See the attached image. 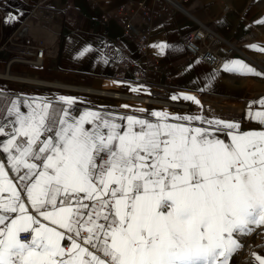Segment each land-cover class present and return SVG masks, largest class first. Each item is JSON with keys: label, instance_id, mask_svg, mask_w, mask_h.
<instances>
[{"label": "snow or ice", "instance_id": "1", "mask_svg": "<svg viewBox=\"0 0 264 264\" xmlns=\"http://www.w3.org/2000/svg\"><path fill=\"white\" fill-rule=\"evenodd\" d=\"M224 70L258 75L240 61ZM60 102L55 114L14 100L0 116V264H229L235 235L264 226V111L247 113L261 130L241 131L167 111L77 116L75 98Z\"/></svg>", "mask_w": 264, "mask_h": 264}, {"label": "crops", "instance_id": "2", "mask_svg": "<svg viewBox=\"0 0 264 264\" xmlns=\"http://www.w3.org/2000/svg\"><path fill=\"white\" fill-rule=\"evenodd\" d=\"M138 1L153 6V0H0V69L19 51L21 38L16 30L24 25L27 35L33 41L39 40L44 51L41 64L44 70L38 73V77H33L94 86L110 78L123 83L121 87L128 91L146 85L165 90L168 96H178L179 99H183L184 95L197 96L201 98V104L195 110L180 109L169 114L199 115L206 119L239 122L241 131L261 130L262 126L248 119L247 113L264 111V106L258 103L264 99V78L257 69L264 66V22H261L264 21V0H180L181 7L173 8L169 14L154 20L147 32L149 59L136 54L134 36L126 33L123 27L124 22L131 18L138 32L147 30L149 25L140 16ZM224 3L229 4V8L225 9ZM122 4L126 5V9L120 13L118 8ZM101 14H106V18H101ZM198 21L224 36L239 37L244 54L236 52L227 62H243L258 75H241L225 71L224 67L214 70L198 59L187 61L182 37ZM161 44L166 46L163 50L157 47ZM114 59L122 60L131 71L143 70L156 60L165 70V76L156 83L146 84L134 81L130 74L122 76L123 72L117 70L121 77L114 79L110 70ZM169 62L171 65H168ZM18 64L11 63L10 68ZM13 70L21 72V69ZM10 81L30 86L19 90L0 82V116L4 115L12 101L24 99L50 101L53 113L59 114L64 107L60 98L71 95L76 99L74 108L77 116L82 111L91 110L116 116L134 115L154 119L148 116L149 113L124 107L117 101ZM144 99L141 102L164 105ZM20 109L27 111L22 104ZM194 123L200 126L199 121ZM221 138L227 139L225 136ZM0 163H7L2 153ZM6 171L10 173L7 168ZM252 227L249 234L235 235L240 247L229 258V264H259L253 253L264 258V226Z\"/></svg>", "mask_w": 264, "mask_h": 264}, {"label": "built area", "instance_id": "3", "mask_svg": "<svg viewBox=\"0 0 264 264\" xmlns=\"http://www.w3.org/2000/svg\"><path fill=\"white\" fill-rule=\"evenodd\" d=\"M40 1L42 2L45 0ZM137 7L139 8L141 18L144 19L149 25L147 30L144 33L138 32V30L133 25L131 18H128L124 22L123 27L126 33H131L134 36V50L136 54L149 59L150 52L146 49L147 32L149 31L150 27H152L154 20L169 14L173 8L181 7V2L180 0H153V6L151 7L147 6L142 1H138ZM223 7L227 9L229 8V4L224 3ZM125 9L126 5L122 4L119 6L118 11L120 13H123ZM106 16V14L100 15L101 18H106ZM16 34L21 38V46L17 54L13 56L9 61L11 63L41 65L44 60V51L41 42L39 40L33 41L27 35V30L24 25H21L17 28ZM182 43L185 50V59L187 61L198 59L206 64L209 68L214 70H220L221 68H223L227 60H229L232 55L236 54V52L244 54L243 50L241 49V39L239 37L224 36L201 21H198L195 27H193L183 35ZM168 65H171V62H169ZM110 70L113 72L114 79L121 77V75L117 72V70H119L123 72L122 76L130 74L134 81L146 84L156 83L165 76V70L156 60H154L151 64L145 66L143 70L131 71L128 65H126L122 60L114 59L110 65ZM76 85L84 87H81L80 89L73 88V86ZM32 86L43 89L48 88L53 91L73 95L91 96L98 98H117L111 95H107L105 90L101 89V87L86 84L79 85L66 83L65 86H45L37 84ZM153 90H156V88H154ZM150 96L168 101L170 105L166 106V108L170 109L172 108L180 110L182 109L181 107L186 104V102L180 100H170L164 97L154 96L153 94H151ZM156 107L161 108L162 106ZM9 175L14 178L13 173L10 172ZM24 238L27 239V237Z\"/></svg>", "mask_w": 264, "mask_h": 264}, {"label": "rangeland", "instance_id": "4", "mask_svg": "<svg viewBox=\"0 0 264 264\" xmlns=\"http://www.w3.org/2000/svg\"><path fill=\"white\" fill-rule=\"evenodd\" d=\"M251 58L254 61L258 62L253 57H251ZM10 64H11V62L9 61L7 64H4L2 69H0V82L14 86V87L18 88L19 90L27 89V88H29L30 85L25 84V83H21V82L10 81V80L22 81V82L29 83L31 85L40 84V85H45V86H60V85L65 86L66 83H70V82L51 80L48 78H41V79H39L40 77L37 78L38 73H40L44 70V69H42V67H43L42 65H25V64H18V65H14V66L11 65L13 67V69H21V72H15L12 68H10ZM263 67L260 66L257 69H258L259 73L261 74V76L264 78ZM33 76H37V77H33ZM71 84H73V83H71ZM76 84L81 85V83H76ZM122 85H123V83H121L120 81L113 80L110 78H105L102 80L100 85H97V87H101V89L105 90L107 95L117 97V98H112V97L111 98L110 97L102 98L103 100L117 101L118 103L120 102L122 105H125L129 108H132V109L133 108L134 109H144L143 113H146V114L154 112V111H167L168 113L177 111V109L166 108V106L170 105V103L168 101L163 100V102H161L160 100H162V99L150 96L151 94H153L154 96H157V97H164L166 99L174 100V99H172V97H170L166 94L165 90H164L165 91V93H164V91L160 88L153 90L154 88H152L150 86H149L150 87L149 88L148 86L144 85V86H141L142 88L140 87V89H137L138 91H128V90H125L123 87H121ZM78 87L81 88L84 86H78V85L73 86V88H75V89H77ZM116 88H119L120 90H118ZM46 89L50 90L48 88H46ZM51 91H53V90H51ZM108 91L113 92V93H107ZM127 92L131 93V94H128ZM118 93H121V94H118ZM136 96H140L143 98L136 97ZM193 97H195L196 100L199 101L198 104L194 103L192 101H191V103H187L188 101L183 100V99H175V100H180V101L186 102V104L183 107H181L182 109L195 110L196 107L201 104V98H198L197 96H193ZM144 98H148L146 100H152L154 102H159V103H162L164 105L156 104L153 102H141L143 100L145 101ZM164 101H166V102H164ZM156 106H162V107L164 106V107L160 108V107H156Z\"/></svg>", "mask_w": 264, "mask_h": 264}, {"label": "bare ground", "instance_id": "5", "mask_svg": "<svg viewBox=\"0 0 264 264\" xmlns=\"http://www.w3.org/2000/svg\"><path fill=\"white\" fill-rule=\"evenodd\" d=\"M181 4H182V3H181ZM182 9H183V8H182ZM35 82H36V81H35ZM35 82H34V83H35ZM46 83H47V82H46ZM49 84H50V83H49ZM78 88L80 89V87H78ZM149 88H150V87H149ZM105 92H106V91H105ZM107 93H108V92H107ZM111 93H112V92H111ZM70 96H71V95H70ZM70 96H69V97H70Z\"/></svg>", "mask_w": 264, "mask_h": 264}]
</instances>
